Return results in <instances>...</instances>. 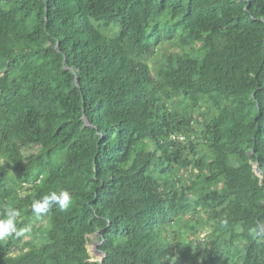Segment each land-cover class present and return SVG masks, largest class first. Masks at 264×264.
<instances>
[{"label":"trees","instance_id":"1","mask_svg":"<svg viewBox=\"0 0 264 264\" xmlns=\"http://www.w3.org/2000/svg\"><path fill=\"white\" fill-rule=\"evenodd\" d=\"M5 206L0 264H264V0H0Z\"/></svg>","mask_w":264,"mask_h":264},{"label":"clouds","instance_id":"2","mask_svg":"<svg viewBox=\"0 0 264 264\" xmlns=\"http://www.w3.org/2000/svg\"><path fill=\"white\" fill-rule=\"evenodd\" d=\"M71 194L67 190L51 191L41 199L34 200L31 205L32 212L37 216H44L50 212L53 206L60 211H67L72 205ZM21 212L13 206H5L4 217L0 219V242L10 238L23 237L28 228H17Z\"/></svg>","mask_w":264,"mask_h":264},{"label":"rangeland","instance_id":"3","mask_svg":"<svg viewBox=\"0 0 264 264\" xmlns=\"http://www.w3.org/2000/svg\"><path fill=\"white\" fill-rule=\"evenodd\" d=\"M175 104L180 108L182 109L183 107L187 106V101L186 100H183L182 98L181 99H177L175 101ZM207 109V105H204V110ZM206 111V110H205ZM198 114V112H196ZM197 130H200L202 128L201 124H197L196 126ZM200 132H197L196 134L192 135L193 139H197V141H202L199 136ZM199 139V140H198ZM36 150V147H31V148H27L25 149V151H35ZM33 223H35L36 226H41L42 224V221L40 220H34ZM204 234L203 232L199 234V237L200 238H203ZM89 238H90V243H89V252H90V255L92 257L93 260H100L102 258V252L98 249V246L96 247L95 246V242L98 240V235L97 234H91L89 235Z\"/></svg>","mask_w":264,"mask_h":264},{"label":"water","instance_id":"4","mask_svg":"<svg viewBox=\"0 0 264 264\" xmlns=\"http://www.w3.org/2000/svg\"><path fill=\"white\" fill-rule=\"evenodd\" d=\"M86 121H87V120H86ZM257 174H259L258 171H257ZM100 243H101V241H100V240H97V241L95 242V246L97 247ZM100 251H101V250H100ZM101 262H102V259H100L99 264H102Z\"/></svg>","mask_w":264,"mask_h":264},{"label":"built area","instance_id":"5","mask_svg":"<svg viewBox=\"0 0 264 264\" xmlns=\"http://www.w3.org/2000/svg\"><path fill=\"white\" fill-rule=\"evenodd\" d=\"M181 138H183V136H181Z\"/></svg>","mask_w":264,"mask_h":264}]
</instances>
